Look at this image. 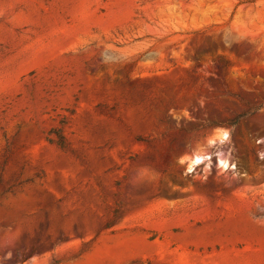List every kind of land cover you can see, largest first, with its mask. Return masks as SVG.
Returning <instances> with one entry per match:
<instances>
[{
  "label": "rangeland",
  "instance_id": "374dc122",
  "mask_svg": "<svg viewBox=\"0 0 264 264\" xmlns=\"http://www.w3.org/2000/svg\"><path fill=\"white\" fill-rule=\"evenodd\" d=\"M0 264H264V0H0Z\"/></svg>",
  "mask_w": 264,
  "mask_h": 264
}]
</instances>
